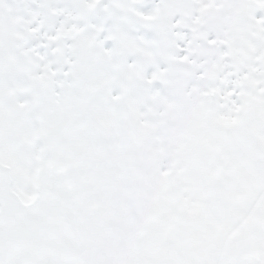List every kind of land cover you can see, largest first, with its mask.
Segmentation results:
<instances>
[{"label": "snow or ice", "instance_id": "6c2138e0", "mask_svg": "<svg viewBox=\"0 0 264 264\" xmlns=\"http://www.w3.org/2000/svg\"><path fill=\"white\" fill-rule=\"evenodd\" d=\"M0 264H264V0H0Z\"/></svg>", "mask_w": 264, "mask_h": 264}]
</instances>
